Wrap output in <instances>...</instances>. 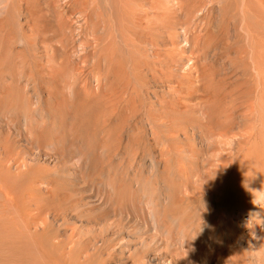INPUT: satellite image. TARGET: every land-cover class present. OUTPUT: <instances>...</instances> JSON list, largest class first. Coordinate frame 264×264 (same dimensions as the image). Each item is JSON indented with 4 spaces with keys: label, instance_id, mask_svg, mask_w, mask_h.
I'll return each instance as SVG.
<instances>
[{
    "label": "rangeland",
    "instance_id": "1",
    "mask_svg": "<svg viewBox=\"0 0 264 264\" xmlns=\"http://www.w3.org/2000/svg\"><path fill=\"white\" fill-rule=\"evenodd\" d=\"M233 5L0 0V264L254 262L264 111Z\"/></svg>",
    "mask_w": 264,
    "mask_h": 264
},
{
    "label": "bare ground",
    "instance_id": "2",
    "mask_svg": "<svg viewBox=\"0 0 264 264\" xmlns=\"http://www.w3.org/2000/svg\"><path fill=\"white\" fill-rule=\"evenodd\" d=\"M203 2V1H202ZM234 3L235 12H238L240 14V28L245 33L246 36V48L242 52V59L244 60V68L243 71L247 74L249 81L248 83L250 85V93L252 91L255 92L257 96L256 99L248 98V105L247 108L252 113H258L261 114L262 111H264V0H232ZM229 3V2H228ZM199 6V5H198ZM202 6V5H201ZM229 6V5H228ZM232 7V6H231ZM230 7V8H231ZM198 8V7H197ZM201 19V18H200ZM87 24V23H86ZM186 29V28H185ZM188 29V28H187ZM190 29V28H189ZM192 31V30H191ZM176 35V34H175ZM187 36V35H186ZM188 37V36H187ZM176 38V37H174ZM191 39V38H190ZM188 41V40H186ZM177 42V41H176ZM171 44H174L171 43ZM181 44V43H180ZM183 46V45H182ZM238 56V52H237ZM227 58V57H226ZM240 59V56H239ZM241 62V61H240ZM242 67V66H241ZM233 69V68H232ZM231 69V70H232ZM242 69V68H241ZM240 69V70H241ZM205 72V71H203ZM202 72V74H203ZM242 73V72H241ZM247 80V79H246ZM248 84V85H249ZM245 87V86H243ZM242 89V88H241ZM241 89H239L241 91ZM89 91V90H88ZM240 94V93H239ZM247 94V92H246ZM244 95V94H243ZM206 96V95H205ZM245 96V95H244ZM248 97V96H247ZM207 98V97H206ZM255 98V97H254ZM221 99V98H220ZM210 100V99H209ZM215 101V100H214ZM224 105V104H223ZM245 106V105H244ZM231 109V108H230ZM223 111V110H222ZM230 116V115H229ZM261 116V115H259ZM264 116V115H263ZM203 119V118H202ZM263 118H260V120ZM259 120V121H260ZM258 121V122H259ZM261 122V121H260ZM264 123L262 121L261 125ZM260 125V124H259ZM264 125V124H263ZM206 126V125H205ZM260 127V126H259ZM262 128V127H261ZM260 128V129H261ZM264 128V127H263ZM257 129V128H256ZM212 131V130H209ZM225 133V132H224ZM255 133V131H254ZM263 134V133H262ZM261 134V136H262ZM209 135V134H208ZM212 135V134H211ZM226 135V134H225ZM247 135V134H246ZM223 136V135H222ZM241 136V135H240ZM245 137V135L243 134ZM264 136V134H263ZM252 137V136H251ZM227 138V137H226ZM254 138V137H253ZM259 138V137H258ZM208 139V138H207ZM248 140V139H247ZM232 141V140H231ZM244 139L238 142L239 146H241L244 142ZM234 142V141H233ZM232 142V143H233ZM261 143V142H260ZM263 143V142H262ZM261 143H251L250 145H247V149L245 154H243V158L241 156V163H244L248 165H258V167L264 166V145ZM235 144V143H234ZM247 144V142H246ZM245 144V145H246ZM236 146V145H235ZM236 148V147H235ZM233 150V149H232ZM244 150V149H243ZM233 160V159H232ZM230 163V160L228 161ZM233 162V161H232ZM224 163V162H223ZM226 163V162H225ZM238 163V162H237ZM221 164V163H220ZM234 164H232L233 166ZM237 165V164H236ZM229 166V165H228ZM231 167V166H230ZM242 167V166H240ZM255 167V166H253ZM234 168V167H233ZM237 168V167H235ZM246 168V166H245ZM239 169V168H238ZM243 169V168H242ZM251 169V168H250ZM260 170L259 168H257ZM256 169V170H257ZM263 169V168H262ZM233 170V169H232ZM249 170V169H248ZM239 171V170H238ZM244 172V171H243ZM248 172V171H247ZM239 173V172H238ZM234 174V173H233ZM240 175V174H239ZM243 176V175H242ZM245 176V175H244ZM246 177V176H245ZM237 180V179H236ZM228 186V185H227ZM228 189V188H227ZM200 191V190H199ZM263 216H264V209H261ZM258 211V210H257ZM262 219V218H261ZM248 225V224H247ZM250 226V225H249ZM252 226V225H251ZM4 228V227H3ZM250 228L246 226V229ZM240 229V228H239ZM253 230V228L251 229ZM243 233V232H242ZM241 234V233H240ZM263 235V234H262ZM241 237V236H240ZM251 238V237H250ZM243 239V238H241ZM160 242V240H159ZM237 242V241H236ZM239 242V241H238ZM254 245V251L252 254L244 256L246 257L248 262L249 260L254 261L252 263L249 262V264H264V245L262 242V238H258ZM252 247V246H251ZM250 247V248H251ZM237 249H234L231 247L228 249L227 254L222 257H220V253H217L218 259L220 263L223 262V264H243V260L239 258L237 254L239 252ZM222 252V250H220ZM251 252V250H250ZM241 253V252H240ZM204 256V255H203ZM249 256V259H248ZM255 256V257H254ZM207 258V257H206ZM206 258H203L206 260ZM224 260V261H223ZM174 262V261H173ZM194 262V261H193ZM245 263V262H244ZM247 264V263H246Z\"/></svg>",
    "mask_w": 264,
    "mask_h": 264
}]
</instances>
